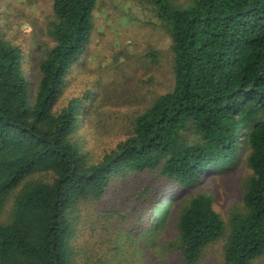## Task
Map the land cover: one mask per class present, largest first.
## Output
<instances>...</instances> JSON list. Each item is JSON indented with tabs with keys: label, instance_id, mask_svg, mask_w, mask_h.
<instances>
[{
	"label": "trees",
	"instance_id": "1",
	"mask_svg": "<svg viewBox=\"0 0 264 264\" xmlns=\"http://www.w3.org/2000/svg\"><path fill=\"white\" fill-rule=\"evenodd\" d=\"M48 2L28 41L27 25L18 29L19 17L0 9V264H197L224 235L222 264L262 256L264 0H137L152 16L141 29L166 47L103 43L101 53L98 0ZM131 11L130 28L139 20ZM163 57L171 77L154 91L152 68ZM240 161L250 170L242 211L226 225L200 175ZM114 180L141 217L113 236L104 224L118 211L96 206ZM177 189L196 190L174 205L176 232L166 239ZM90 220L86 237L81 226Z\"/></svg>",
	"mask_w": 264,
	"mask_h": 264
},
{
	"label": "rangeland",
	"instance_id": "2",
	"mask_svg": "<svg viewBox=\"0 0 264 264\" xmlns=\"http://www.w3.org/2000/svg\"><path fill=\"white\" fill-rule=\"evenodd\" d=\"M136 5V8H135ZM7 7L11 11L12 16L19 17L16 18L15 24L18 25V29H23V25H27L25 27V33L22 32V35L25 36V40L28 41V35H34V30H29L32 23L35 22L37 24H42L44 21V17L49 12V2L48 0H12V1H1L0 9L6 10ZM132 9L130 12L131 18L138 17V21H131L134 24L133 27H129L126 23V9ZM143 12L144 15L141 13ZM142 16V19H141ZM152 17L150 14L147 15V12L142 10L139 6L137 0H98V9L95 16V30L94 36L99 37L102 34L103 38L98 39L96 42L100 44H96L94 47L95 52H103V43L108 46L113 45L114 43L121 45H128L130 42L132 43L133 51H138L140 48V43L137 42L147 40L151 41L154 45L159 48L166 47L164 40L160 35L154 33L149 28L141 29L142 23L146 18ZM141 19V20H140ZM160 64L157 67H153V81L154 84L151 86V90L159 91L160 87H164L168 78L171 77V72L169 68V64L165 60V57L160 60ZM146 72V67L144 63L139 67L138 75ZM148 88V87H147ZM101 131H106V128L103 126L99 127ZM110 140L104 138V142L108 143ZM105 145V144H104ZM250 174V170L246 167L244 161H240L234 168L224 170L221 173L209 172L208 174L200 175V185L203 190H206L213 197V208L220 215L222 220L227 225L229 215L231 212H240L242 211V194H243V186L244 179H246L247 175ZM147 180L145 175L141 176L137 181V184L132 186V189L136 190L140 183ZM196 189H191L190 191L185 190H173L172 191V202L171 207L173 209L174 205L182 200V198L188 196L191 193H194ZM120 198L123 200L121 201ZM165 199V198H164ZM133 199L131 191L126 188L125 183L120 180H114L109 183L107 187V191L104 194L103 198L99 201V204L96 206L98 211L102 213L105 209L114 207L118 214L114 216L108 226V223H105V227L110 229L111 233L113 232V236L116 230H120L123 235L124 232L131 231V227H133L136 223V220L141 217L140 214H136L133 212L134 207ZM166 204V206H169ZM112 207V208H113ZM155 213L156 216H160V211H152V214ZM176 210H172V213L169 215V219L163 223L162 230H164V238L170 239L176 232V228L174 226ZM153 219V218H151ZM91 220L86 224L81 226V229H85L84 235L89 237L90 232L89 228L91 225ZM227 231V228H226ZM109 234L110 241H113V237ZM98 235V234H97ZM100 235V236H99ZM97 242L102 241L105 236L104 234H99ZM162 235V234H161ZM143 237H138L137 240H142ZM91 241V239H90ZM226 243V236L219 238L213 244H210L207 248L202 252L201 258L197 264H222L223 261V251ZM148 244H152V242H148ZM157 244V243H156ZM154 252L158 253L157 257L164 258L165 253L160 250L159 245L157 244L154 248ZM160 251V252H159ZM103 252H109L106 249L99 252L101 255ZM111 255L112 252H109ZM147 255L143 256V259H147ZM152 261V259H148L146 262ZM158 264H164V262H155ZM109 264H117V261L113 259H109ZM251 264H264V254L253 260Z\"/></svg>",
	"mask_w": 264,
	"mask_h": 264
}]
</instances>
